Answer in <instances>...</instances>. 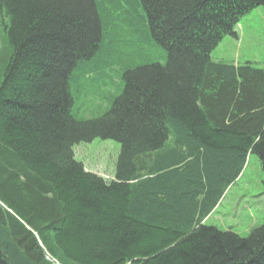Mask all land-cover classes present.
Here are the masks:
<instances>
[{"label":"trees","instance_id":"trees-1","mask_svg":"<svg viewBox=\"0 0 264 264\" xmlns=\"http://www.w3.org/2000/svg\"><path fill=\"white\" fill-rule=\"evenodd\" d=\"M258 6L0 0V264H264V221H203L249 154L264 190V69L210 56ZM143 43L164 60L136 65ZM90 75L117 93L78 120ZM95 137L120 146L111 180L74 158Z\"/></svg>","mask_w":264,"mask_h":264},{"label":"rangeland","instance_id":"rangeland-1","mask_svg":"<svg viewBox=\"0 0 264 264\" xmlns=\"http://www.w3.org/2000/svg\"><path fill=\"white\" fill-rule=\"evenodd\" d=\"M236 36L225 35L212 50L214 61L235 65L248 62L254 68L264 69V11L261 6L252 8L238 20ZM143 56L135 64L162 62L160 48L143 43ZM144 59V60H143ZM140 60V62H139ZM116 80L115 70L107 72ZM82 79L74 89L73 113L78 120L95 119L105 111L109 101L117 93L108 78ZM106 81L105 83H103ZM109 83H108V82ZM118 82V81H117ZM119 144L112 139L95 137L89 142L73 146L74 158L83 167L107 180H111L119 153ZM263 172L257 156L249 154L237 178L226 188L219 203L203 221L206 225L222 230H231L246 236L250 229L264 221ZM48 258V257H47ZM48 260H50L48 258Z\"/></svg>","mask_w":264,"mask_h":264},{"label":"built area","instance_id":"built-area-1","mask_svg":"<svg viewBox=\"0 0 264 264\" xmlns=\"http://www.w3.org/2000/svg\"><path fill=\"white\" fill-rule=\"evenodd\" d=\"M53 264H56V263L53 261Z\"/></svg>","mask_w":264,"mask_h":264}]
</instances>
